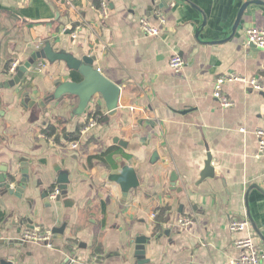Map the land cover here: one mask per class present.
Returning a JSON list of instances; mask_svg holds the SVG:
<instances>
[{
	"label": "crops",
	"instance_id": "crops-1",
	"mask_svg": "<svg viewBox=\"0 0 264 264\" xmlns=\"http://www.w3.org/2000/svg\"><path fill=\"white\" fill-rule=\"evenodd\" d=\"M102 1L110 8L104 20ZM252 1L0 0V84L14 77L8 62L22 65L50 43L58 53L95 57L94 67L121 89L118 114L107 118L101 96L82 116L74 114L77 97L47 101L57 82L83 80L64 62L39 60L20 86L0 88V249L2 241L21 247L27 229L53 232L66 225L62 239L53 233V248L24 241L18 251L3 248L0 259L12 254L16 264H65L82 256L81 264H137V236L150 239L146 264H230L239 258L234 242L249 236L264 249V160L255 135L264 130V93L230 82L223 94L233 107L214 97L216 79L229 73L257 78L264 87V51L246 42L249 29L264 30V6L250 5L233 34L241 8ZM157 12L166 16L165 26ZM141 18L162 35L144 34ZM175 55L185 61L180 74L169 67ZM25 93L36 104L29 106ZM93 115L99 121L74 141L77 149L67 138L56 142ZM50 126L53 142L42 136ZM110 148L118 149L113 165L88 163ZM208 155L214 177L201 180ZM123 166L133 168L141 184L126 202L121 187L103 176ZM21 171H29V186L18 198L1 183L20 182ZM61 171L69 173L68 205L50 199ZM183 217L196 223L182 227ZM243 219L248 230L233 233L231 223Z\"/></svg>",
	"mask_w": 264,
	"mask_h": 264
},
{
	"label": "water",
	"instance_id": "water-1",
	"mask_svg": "<svg viewBox=\"0 0 264 264\" xmlns=\"http://www.w3.org/2000/svg\"><path fill=\"white\" fill-rule=\"evenodd\" d=\"M260 5L264 6V1L256 0L250 3H246L240 10V14L238 15L237 22L233 29V34H235L238 25L241 21V18L246 11V9L252 5ZM253 48L256 49L252 45ZM39 60H46L52 64L64 62L66 63L67 67L74 72H77L83 80L79 83L76 82H57L56 83V90L53 96H49L48 100H57L65 95H71L77 97L79 99L78 108L75 110L74 114L77 116H82L89 103L92 99L96 96H101L106 103L108 109V117L111 118L118 114L119 109V100L121 95V89L118 85L111 82L108 78H106L98 69L94 67L95 57H83L82 59H78L74 57V55L66 53L65 51L55 52L50 43H47L43 49H40L36 53L32 55V57L26 61L24 64L19 65L16 74L13 78L6 81V83L0 84L1 89H13L21 85L22 81L24 80L28 71L36 64ZM24 99H27V104L29 106L36 104L34 98L25 93ZM40 105L43 107L45 106V102H41ZM119 143L120 146L125 147V143H122L118 139L115 140ZM157 157V154L154 155V158ZM24 177L21 181H16L13 183V180H7L6 178H2V187H5L6 191L11 195H15L18 198L22 197V193L28 188V176L29 171H21ZM103 176L106 178L108 177L111 182L118 184L123 192V201L126 202L128 199L129 194L132 191H136L140 188V180L138 178L137 172L129 167L123 166L121 168L120 173H116L114 175H109L108 173H104ZM69 173L68 171H61L59 173L58 184L60 186L61 194L58 197V201L61 199L65 201V204L68 205L71 203L68 197V185H69ZM214 177V162L211 155H208V159L206 161L205 169L201 174V180L206 178ZM178 176L176 173H172L171 175V185L173 188L177 187ZM257 188V187H256ZM251 221V218L249 217ZM255 226V225H254ZM66 229V225H64L60 229H55L53 231L54 234L58 235L60 239L63 238L64 232ZM23 236V235H22ZM150 239L142 236H137L135 239V247H134V257L137 260V264H146L149 261L146 259V246L149 243ZM20 246H16L12 242L2 241V247L8 249H22V244L24 245V241L21 240ZM85 248V246H82ZM3 248L0 249L3 250ZM82 256H80L81 258ZM78 256L75 257H68L65 260V264H81V259ZM0 264H16L15 257L11 254H7L4 259H0Z\"/></svg>",
	"mask_w": 264,
	"mask_h": 264
},
{
	"label": "built area",
	"instance_id": "built-area-1",
	"mask_svg": "<svg viewBox=\"0 0 264 264\" xmlns=\"http://www.w3.org/2000/svg\"><path fill=\"white\" fill-rule=\"evenodd\" d=\"M98 15L101 20L107 19L110 15V8L107 1H102L98 9ZM156 19L159 21L160 25L165 26L167 24L166 16L161 13H156ZM141 31L148 35L159 37L162 35V29L159 27L153 26L148 18H141L139 21ZM79 27L76 28L71 33V39L76 41L79 35ZM246 42L250 45H253L259 50L264 51V30L259 28H251L247 31ZM43 43L39 42V46L43 47ZM19 66V62H15L11 65L9 69L10 75H15L16 70ZM170 69L176 73L180 74L185 67V61L179 55H175L170 63ZM230 82H244L247 83L250 88L257 92L264 93V87L259 83L257 78L250 80L245 79L234 73H229L222 75L216 79L215 82V91L214 97L224 108H231L234 106V103L228 99L227 96L223 94V87L226 83ZM99 121V116L93 115L87 119L84 123V127L81 129V136H85L89 131L96 127ZM255 135L258 139V155L259 159L264 160V130L258 129L255 131ZM53 142V139H48ZM72 149L75 150L79 147L78 142H73L71 145ZM61 194L60 187H55L53 192L50 194V199L52 201L58 200L59 195ZM152 218H155V214L152 215ZM196 221L192 217H183L179 219V224L182 227L191 226L195 224ZM250 227V222L248 219L243 220H234L230 225V230L233 233H243ZM22 240L25 242L39 243L45 245L48 248H53L54 244V234L52 230H43L41 228H35L33 230L27 229L24 231ZM234 248L239 251V258L233 260L230 264H264V249L258 246L254 242V238L249 236L246 238H239L234 242Z\"/></svg>",
	"mask_w": 264,
	"mask_h": 264
},
{
	"label": "trees",
	"instance_id": "trees-1",
	"mask_svg": "<svg viewBox=\"0 0 264 264\" xmlns=\"http://www.w3.org/2000/svg\"><path fill=\"white\" fill-rule=\"evenodd\" d=\"M11 62H8V64L6 65V69L8 70L9 72V69L11 67ZM98 114H100L99 112H97ZM100 116V119L103 118V116H101V114L99 115ZM84 126L81 125V126H78V128L76 129V131H74L73 133H66V132H63L64 135L63 137H59V136H55V140L57 143H59V141H61L62 138H67L68 142H74V141H79L81 139V129L83 128ZM45 133L47 134L48 137H52L56 134V129L53 127V126H50L48 127V129L45 130ZM118 149H115V148H110L108 149L107 151H105L104 153H102L101 155L99 156H96V157H90L89 160H88V163L90 165H92V161L93 160H98V161H102L104 163H110V165H113L112 163H114V158L115 156L117 155V152ZM51 190L53 191L54 190V186L51 188ZM163 211L161 212V215L159 216L158 218V221L161 222L163 221L162 220V217H163ZM3 219H4V216L3 214L0 213V225L2 224L3 222ZM160 227L157 226V229H159Z\"/></svg>",
	"mask_w": 264,
	"mask_h": 264
},
{
	"label": "rangeland",
	"instance_id": "rangeland-1",
	"mask_svg": "<svg viewBox=\"0 0 264 264\" xmlns=\"http://www.w3.org/2000/svg\"><path fill=\"white\" fill-rule=\"evenodd\" d=\"M44 138H46V139H53L52 137H48V136H46V135H42Z\"/></svg>",
	"mask_w": 264,
	"mask_h": 264
}]
</instances>
